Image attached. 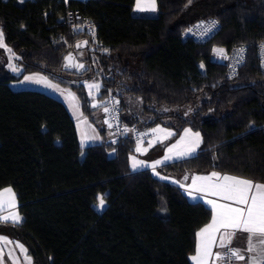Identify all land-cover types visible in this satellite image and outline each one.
Returning a JSON list of instances; mask_svg holds the SVG:
<instances>
[{"label": "trees", "instance_id": "obj_1", "mask_svg": "<svg viewBox=\"0 0 264 264\" xmlns=\"http://www.w3.org/2000/svg\"><path fill=\"white\" fill-rule=\"evenodd\" d=\"M135 3L0 0V28L23 66L15 75L0 59V189L15 190L23 217L16 224L0 220V233L22 243L32 264H193L195 233L212 212L179 184L149 169L133 171L131 137L82 146L61 100L12 87L26 73L73 88L93 121L82 80L103 83L100 99L120 96L123 120L140 129L161 123L176 136L186 127L199 131L197 154L164 164L166 175L218 171L264 182V72L257 54L264 0H157L154 16L135 15ZM70 10L97 26L100 46L84 48L90 64L84 74L63 68L65 55L87 38L68 25ZM206 19L220 22L210 39L184 37ZM239 44L248 47L246 63L230 78L227 57ZM128 96L139 97L150 118L133 111ZM189 104L197 105L190 117L155 108ZM167 116H177L176 123Z\"/></svg>", "mask_w": 264, "mask_h": 264}, {"label": "snow or ice", "instance_id": "obj_2", "mask_svg": "<svg viewBox=\"0 0 264 264\" xmlns=\"http://www.w3.org/2000/svg\"><path fill=\"white\" fill-rule=\"evenodd\" d=\"M136 8L139 11H155L156 0H136ZM215 25L216 22L212 21L211 27H215ZM208 30L211 29L209 28ZM77 46L79 47V45ZM0 48H4L7 52L11 53L8 67L13 72H19V67L12 63L14 59H19V57H16L10 48H7L2 31H0ZM214 51L223 53L224 50L215 49ZM65 59L73 60L74 58L69 56L65 57ZM72 66L78 68L84 67L83 64H73ZM24 79L29 80L31 77L25 76ZM99 87V84H88L89 95H92V89L99 91ZM73 99H75L74 94ZM92 107H98V105L93 103ZM103 110L105 113L110 111L108 107H105ZM104 122L108 123L107 120ZM109 127H111L110 124ZM124 131L128 132L129 129L125 128ZM152 132L154 134L159 133L164 139L173 135L167 129L160 127L152 129ZM82 136L86 137L87 134L83 133ZM160 136H157V139H160ZM200 142L199 132L193 133L191 129H185L184 136L176 144L168 147L167 153L171 154L175 151L177 157L188 156L195 152ZM137 151H141L139 146L137 147ZM168 154L165 155L164 160L172 159V156ZM131 160L133 169L148 166L144 161L136 160L135 157H132ZM160 163L161 161L157 160L151 164V168L156 175H159V173L155 172V169ZM160 178L167 179V177ZM181 187L185 186L182 184ZM185 190L193 199L199 198L198 195L194 194H203L204 196L217 198L205 201L211 206L212 215L210 222L195 233L196 245L194 255L190 257L193 264H233V261H243L245 259H247V264H264V183L212 171L207 175L193 176L192 183ZM97 199V207L102 209L105 205L104 197L100 196ZM219 201H225L226 203ZM6 210L7 215H4ZM0 220L5 222L11 221L13 224L21 222L15 193L11 187L0 190ZM237 231L248 234V247L246 251L249 255L247 258L241 253L240 249L229 247ZM10 243L11 241L6 237L0 236V264H2L4 247ZM16 247L24 255L25 264H31V257L28 256L24 246L17 242ZM214 247L224 248L226 251L214 252ZM8 255L12 260V264H17V258L13 256L11 251H9Z\"/></svg>", "mask_w": 264, "mask_h": 264}, {"label": "crops", "instance_id": "obj_3", "mask_svg": "<svg viewBox=\"0 0 264 264\" xmlns=\"http://www.w3.org/2000/svg\"><path fill=\"white\" fill-rule=\"evenodd\" d=\"M157 13H158L157 0H156L155 11H151V10L139 11V10H137L136 3H135V6H134V14L135 15H138V16H154V15H157ZM0 31H2L1 28H0ZM3 37H4V35H3ZM4 42H5L6 46H9L6 43L5 39H4ZM7 48H10L12 50V53H14L16 57H19V55L10 46ZM77 54H78L79 58L83 60L87 57L88 50L87 49H80L77 52ZM10 55H11V53H9V56ZM12 63L17 65L19 67L20 71L19 72H13L8 67L9 62L6 64L7 68L15 75L21 74V72L23 70V66L20 62V57H19V59H14L12 61ZM25 76H29V77H31V79L25 80L24 79ZM82 82L85 84L88 93H89L88 84L95 83V84L100 85L99 91L92 89L91 90L92 95H89L92 99V104L96 103L98 105V107H93L95 109V111H94L95 121L91 120V118H89L83 112L80 98L73 88H71L69 86L62 85L60 82L53 80L52 78L48 77L46 74H44L42 72L26 73L21 79L12 81L11 85L14 89L40 90V91L46 92V93L58 98L59 100H61L66 105L68 111L70 112L72 118L75 121L80 144L82 146H87V145H91V144L101 143L105 139H110V132L107 129L106 123L104 122L106 120V114L103 110V107L100 105L102 99L99 98V95H100V91H101V87H102L103 83L100 80H96V79L82 80ZM73 94H74L75 99H73ZM157 127L167 129L168 131L173 133V135L169 136L167 139H164L162 136H160L159 133L154 134L152 132V129H155ZM185 129H191V128L190 127L184 128L183 131L180 133V135L176 136V129L173 127H170V126H167V125H164L161 123L154 125L152 127H149L148 128V130L150 132L149 136L140 142H136L135 151L133 154H131V158L135 157L136 160H138V161H144L148 166L147 167H140L138 169H133L132 168V160H131L132 170L133 171H140V170H144V169H149L153 172V169L151 168L152 162L160 160L161 163L158 164L156 166V169H155V172L159 173V175H156V174L155 175L158 176L159 178L160 177H167V179H164V180H167V181L172 182V183H177L180 186L183 184L185 187H182V189L188 195V193L185 189L187 188L188 185H190L192 183V177L197 176V175H207V174L211 173L212 171L206 172V173H197V172L189 173L190 177L186 182H184L182 179L184 174L180 175V176L179 175H166V174L160 172V168L164 164L171 163V162L178 161V160H182V159H185V158H188V157H191V156H194L197 154V152L201 146V143H202V135L199 131H195L193 129H191L193 133H196V132L200 133V139H201V142H200L199 146L196 148L194 153H192L188 156H184V157H177L175 154V151L171 154L167 153L168 147H171L172 145L176 144L178 141L181 140V137L184 136V130ZM83 133H86L87 136L83 137L82 136ZM157 136H160V139H157ZM92 137H95V138H92ZM138 146L141 148V151H137ZM166 154L171 155L172 159L164 160V157ZM238 177H240V176H238ZM260 183H264V182H260ZM8 187H11V186H6L4 188H8ZM4 188H2V189H4ZM2 189H0V190H2ZM13 191L15 193L16 205L18 208L19 202L17 199V195H16V192L14 189H13ZM194 195H198L199 198L193 199L189 195H188V197L192 201H201L204 204H206L207 206H209L210 208H211V206L208 205L205 201L207 199H217L216 197L204 196L203 194H194ZM219 202L226 203L225 201H219ZM18 212H19V210H18ZM4 215H7V210L5 211ZM19 215H20L21 221H22L23 217L20 214V212H19ZM0 236L6 237L8 240L11 241L10 244H7L4 247L2 264H9V263L12 264V260L9 258V255H8L9 251H11L13 256H15L17 258V264H25L24 255L21 253L20 249L16 247V243L18 241L9 237L6 234L0 233ZM20 244H22V243H20ZM229 246L236 248V249H240L241 253L244 254L245 257L247 258V256L249 255V253H247V251H246L247 247H248V234L244 233L242 231H237L235 233L234 237L232 238L231 244ZM24 248L26 249L25 246H24ZM220 249H223V248L214 247L213 251L216 252ZM27 254H28V252H27ZM192 255H194V254H192ZM31 264H32V262H31ZM245 264H247V259H245Z\"/></svg>", "mask_w": 264, "mask_h": 264}, {"label": "built area", "instance_id": "obj_4", "mask_svg": "<svg viewBox=\"0 0 264 264\" xmlns=\"http://www.w3.org/2000/svg\"><path fill=\"white\" fill-rule=\"evenodd\" d=\"M212 21L216 22L215 27H211ZM67 22L74 32H83L87 35L92 49L100 46L97 26L92 18L82 14L79 10H70L67 16ZM219 27L220 22L217 19L200 20L188 27V29L184 33V37L192 38L196 41H206L218 31ZM209 28L211 30H208ZM247 50V45L239 44L232 49L231 53L227 57L228 76L230 78L236 77V75H238L239 73L240 68L246 63ZM257 54L259 58L260 68L264 72V40H262L258 44ZM100 105L103 107V109L105 107H108L110 109V111L105 114L106 120L108 121L106 125L107 129L110 132V141H112L113 143H118L122 138L125 137H131L136 142H140L149 136L150 132L148 128L140 129L137 125L129 124L123 120L120 96L110 92L106 97L102 99ZM109 124L111 125V127H109ZM125 128L129 129V131L125 132ZM189 177V173L184 174L183 181L186 182ZM218 251L225 252L226 249L223 248ZM233 264H245V260L233 261Z\"/></svg>", "mask_w": 264, "mask_h": 264}, {"label": "rangeland", "instance_id": "obj_5", "mask_svg": "<svg viewBox=\"0 0 264 264\" xmlns=\"http://www.w3.org/2000/svg\"><path fill=\"white\" fill-rule=\"evenodd\" d=\"M7 47H9V46H7ZM218 56L226 59V55H225L224 51H223V53L218 52ZM0 59L4 65H6L9 62V53L4 48H0ZM202 68L204 69V67H202ZM127 100H128L130 108L133 111H136L140 116L144 117L145 119L150 118V116H147L148 113H146V114L143 113L144 110L142 109V105H141L142 101L139 97L128 96ZM197 104H199V102ZM196 107H197V105H195V104H189V105L182 106V107H180V106H168V105L155 106V108L160 112L182 113L186 117H190L192 115V113L194 112V110L196 109ZM165 120L167 122L176 123L177 116H175V117L167 116V117H165ZM186 173H189V172H186ZM182 179L184 180V175H183ZM9 264H11V263H9Z\"/></svg>", "mask_w": 264, "mask_h": 264}, {"label": "water", "instance_id": "obj_6", "mask_svg": "<svg viewBox=\"0 0 264 264\" xmlns=\"http://www.w3.org/2000/svg\"><path fill=\"white\" fill-rule=\"evenodd\" d=\"M85 42H87V43H85ZM89 44L90 43H89L88 38L83 39L76 44V48L74 50H71L70 52H68L65 55V57L71 56L74 59L73 60H66L64 57V62H63L64 70H66L68 72L76 73V74H84L85 72H87L89 70L90 64L88 63V61L80 59L78 54H77V50L84 49ZM77 45H79V47ZM73 64H76V65L83 64L84 67L83 68L74 67V66H72Z\"/></svg>", "mask_w": 264, "mask_h": 264}]
</instances>
